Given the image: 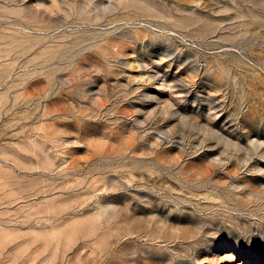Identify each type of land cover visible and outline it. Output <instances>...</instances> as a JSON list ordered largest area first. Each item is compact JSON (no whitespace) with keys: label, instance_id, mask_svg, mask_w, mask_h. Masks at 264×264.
<instances>
[{"label":"rangeland","instance_id":"1","mask_svg":"<svg viewBox=\"0 0 264 264\" xmlns=\"http://www.w3.org/2000/svg\"><path fill=\"white\" fill-rule=\"evenodd\" d=\"M0 264H264V0H0Z\"/></svg>","mask_w":264,"mask_h":264}]
</instances>
